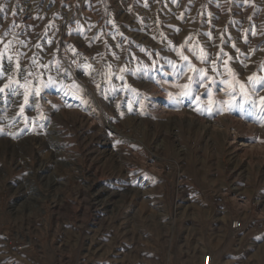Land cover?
Returning a JSON list of instances; mask_svg holds the SVG:
<instances>
[{"label":"rangeland","instance_id":"1","mask_svg":"<svg viewBox=\"0 0 264 264\" xmlns=\"http://www.w3.org/2000/svg\"><path fill=\"white\" fill-rule=\"evenodd\" d=\"M0 4V264H264V0Z\"/></svg>","mask_w":264,"mask_h":264},{"label":"snow or ice","instance_id":"2","mask_svg":"<svg viewBox=\"0 0 264 264\" xmlns=\"http://www.w3.org/2000/svg\"><path fill=\"white\" fill-rule=\"evenodd\" d=\"M3 11H4V5L0 4V12H3ZM13 15H15V13H13ZM13 26H15V25H13ZM9 34L10 33H8V32L4 33L5 36H7ZM0 42H2V41H0ZM18 43L23 44L24 42L18 41ZM49 43H51V41H49ZM11 44H12L11 41L4 43V51L0 52V79L7 78L10 81V83L5 84L4 87L0 88V93L4 92L5 89H11V85L13 83L18 85V88H23L24 89V93H23L24 102L20 107V112L23 113L25 105H27L29 103V97L30 96H33V97L39 96L41 88H40V86H36V87L32 86L33 80H29V77L33 76V73L31 71L24 70L26 72V74L23 75V80H24L23 84L20 83V80H12V76L20 75L22 72V69H21L19 59H17L15 61V67L13 68V66H12L13 65V57H12V55L7 54L10 47H11ZM37 47H39V45H37ZM69 48L72 50L73 54H75V49L72 48V46H69ZM141 51H144V49H141ZM178 54L181 56L182 60L188 61V57L184 56L182 52H179ZM198 58L203 60V56L198 57ZM5 61H7V64H5ZM73 63H75V61H73ZM224 63L227 64V61H225ZM32 64L37 65L36 59L32 60ZM37 66L44 68L46 70L49 67L48 65H37ZM187 66L189 67L190 71L197 72V74L201 76L199 83L201 86L206 88V93H207L208 98H209V105H211V103H212L211 88L204 84V79H203V77L206 76L205 71L203 69H195L194 66H192L190 64V62ZM84 67L85 68H91V65L86 64V65H84ZM57 70L59 71V68H57ZM213 70L215 71V68H213ZM121 71H124V69H121ZM228 71L231 73V69H228ZM65 74L67 75V73H65ZM42 75H43V73H40V76H42ZM121 79H123V77H121ZM208 79H211V77H208ZM249 79L251 80L252 78L250 77ZM188 80H189V83L186 85H183V88L185 89V91L183 92V95L191 97L192 96L191 84L194 83L195 81L193 80V77H191V76L188 77ZM55 82H56L55 79L50 76V77H48L47 84H44L43 87H47L48 84H54ZM224 83L229 84V87L232 86L230 84V82H228V81H225ZM262 86H264V83H262ZM240 87H241V89H243L244 86L240 85ZM17 94H19L18 90H17ZM229 95H232V93H229ZM199 98H200L199 96H196L195 100H199ZM261 103L264 104V97H261ZM252 104L255 105V101H252ZM231 108L243 109V104L242 103L241 104L230 103V110H231ZM197 110L199 111L200 109L197 108ZM209 110H210V107H209ZM25 120H27L26 117H25Z\"/></svg>","mask_w":264,"mask_h":264},{"label":"built area","instance_id":"3","mask_svg":"<svg viewBox=\"0 0 264 264\" xmlns=\"http://www.w3.org/2000/svg\"><path fill=\"white\" fill-rule=\"evenodd\" d=\"M87 62L88 65H91V68H88V70H86V72L82 76L89 79L94 74L97 65H96V61L91 56L87 59ZM253 225L255 228H262V223H255ZM230 227L231 230L234 232L240 231L242 228L241 221L237 219L232 220L230 223ZM211 262H212V256L209 253L205 254L203 257V264H210Z\"/></svg>","mask_w":264,"mask_h":264},{"label":"bare ground","instance_id":"4","mask_svg":"<svg viewBox=\"0 0 264 264\" xmlns=\"http://www.w3.org/2000/svg\"><path fill=\"white\" fill-rule=\"evenodd\" d=\"M60 78H61V76H60ZM212 128H213V127H212ZM55 132L57 133V132H58V129H56ZM58 133H59V132H58ZM51 136H53V135H51ZM58 137H59V136H58ZM53 138H54V137H53ZM38 139H39V138H38ZM55 139H57V137H56ZM53 140H54V139H53ZM53 140L51 139V137H48V138L46 139V143L49 142V143H51V144H56V145L58 144V146H60V150H66L65 147H62L61 144H59V143H60L59 141H57V142H58V143H57L55 140H54V141H53ZM57 140H58V139H57ZM41 142H42V138H41L40 143H41ZM55 142H56V143H55ZM49 143H48V144H49ZM50 151H51V150H50ZM39 152H40V151H39ZM59 152H60V151H59ZM44 155H45V154H44Z\"/></svg>","mask_w":264,"mask_h":264}]
</instances>
